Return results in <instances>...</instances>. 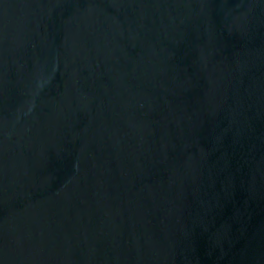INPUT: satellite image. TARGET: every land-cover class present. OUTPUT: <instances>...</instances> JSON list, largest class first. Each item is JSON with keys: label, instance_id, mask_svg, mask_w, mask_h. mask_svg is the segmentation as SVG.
Wrapping results in <instances>:
<instances>
[{"label": "water", "instance_id": "95a60500", "mask_svg": "<svg viewBox=\"0 0 264 264\" xmlns=\"http://www.w3.org/2000/svg\"><path fill=\"white\" fill-rule=\"evenodd\" d=\"M0 264H264V0H0Z\"/></svg>", "mask_w": 264, "mask_h": 264}]
</instances>
